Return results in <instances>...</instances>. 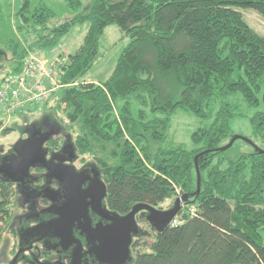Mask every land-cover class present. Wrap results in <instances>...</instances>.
Here are the masks:
<instances>
[{"label": "trees", "instance_id": "trees-1", "mask_svg": "<svg viewBox=\"0 0 264 264\" xmlns=\"http://www.w3.org/2000/svg\"><path fill=\"white\" fill-rule=\"evenodd\" d=\"M20 1L17 29L27 27L30 51L54 49L73 26L88 24L82 44L68 55L59 78L65 86L54 94V105L45 102L35 112L56 105L45 119L53 130L75 127L77 155L104 154L93 164L106 184L108 209L124 215L136 203L159 208L194 193V157L212 150L198 158L199 193L175 223L151 227L148 250L132 242L128 264H264V153L236 142L214 151L228 143L232 120L243 117L231 101L236 95L248 108L247 138L264 150V37L242 14L253 10L264 20V0H90L84 9L80 0H64L74 15L53 28L48 8L30 13V0ZM112 25L129 41L107 80L86 82L100 37ZM18 46H9L7 73L20 70L25 49ZM177 109L203 122L190 135V149L166 141ZM49 143L59 146V136ZM12 194V184L0 178L3 223Z\"/></svg>", "mask_w": 264, "mask_h": 264}, {"label": "rangeland", "instance_id": "rangeland-1", "mask_svg": "<svg viewBox=\"0 0 264 264\" xmlns=\"http://www.w3.org/2000/svg\"><path fill=\"white\" fill-rule=\"evenodd\" d=\"M80 2L81 9H84L85 6L89 4L90 0H80ZM40 5L48 8L53 14V18H51L47 24L49 28H53L59 23L70 19L74 15V12L67 7L64 0H30V13ZM20 6V0H0V78L10 70L12 55L10 53L9 46L11 45V42L19 43L18 50L21 51L23 47L29 49L28 43H31L33 41L31 38L32 36L25 33L27 27H24L21 30L17 29V23L19 19L17 13L20 9ZM242 14L248 25L257 34L264 37V20L260 17V15L255 11L249 9L243 10ZM87 27V23L77 24L73 26L70 31L64 37H62L58 45L54 48V54L51 53L50 50H45L41 52V54L48 57L65 58L63 63L67 64L68 53L73 54L80 47L83 41V37L87 31ZM29 29H31V26L29 27ZM128 41L129 39L125 35H123V33H121V31L115 25L106 27L99 40L98 58L90 67L83 80H85L86 82L95 81L96 83H101L107 80L115 66L117 58L119 57L124 47L127 45ZM33 54L38 55L36 52H33ZM58 54L60 55L58 56ZM54 94L51 95L50 99L46 101V103L49 102L48 106L54 105ZM231 101L237 106V112H239L243 116L232 120L231 134L250 137L252 131L251 126L249 125L248 120L244 118L248 116L247 106L241 100V96L238 95L234 96L233 100ZM55 106L50 110H46L45 107L41 110H38L37 112H35V110H31V113L28 112L26 114V118H21L20 116L23 114H20L11 116L10 119L4 121L1 120L0 154L4 155L11 151L14 143L19 139L25 138L26 134L40 132V130L43 132L48 130L55 133L53 134V138H57L59 136L60 145L64 144V147L71 148L75 156H77V160L75 162V165L77 167L84 163L96 164L95 157H104V154L101 153H86L84 156L77 155L78 153L74 148V139L76 137L75 127L71 129L72 131L70 129H63L64 131H61V129L58 127L57 130H53L50 120L48 121L45 119V117L47 118L48 114H50L49 112H51L55 108ZM133 108H136L135 103L133 104ZM58 111L59 112H56V115L62 121L60 122L62 124H66L67 121L63 117L64 113L62 112V110ZM202 125L203 122L200 119L196 118L186 111H183L182 109H177L171 117L166 141L179 143L190 149L193 147V144L190 140V135L195 129L199 128ZM235 142L244 150L249 149V145L244 141L236 140ZM107 148L109 149L110 147L107 146ZM12 188L13 194L7 204L9 217L4 223L1 222L3 219L1 220L0 217V264H9L17 251L18 233H15L14 229L12 230V228H17L20 226L18 231H21L22 229H25L28 226H32L33 224L37 223V218H35L34 215L30 214V210H28L30 200L28 198V192L26 191V189L16 183H12ZM175 198L177 197L166 200L159 207V209L166 210L170 208L173 205ZM24 203H27V205ZM183 207H185V204H183ZM192 210L193 208L191 207L188 210L189 213ZM4 217H6V215H4ZM137 223L143 233H141L139 237L133 238V242H135V240H139L138 242L142 243V246H140L139 249L142 251L148 250V245L152 242L153 235L151 227L146 221L144 222L137 220ZM260 235L261 243L264 244V231H260ZM34 253L36 254V250H34ZM132 253H135V249L132 250ZM20 264L27 263L20 262Z\"/></svg>", "mask_w": 264, "mask_h": 264}, {"label": "water", "instance_id": "water-1", "mask_svg": "<svg viewBox=\"0 0 264 264\" xmlns=\"http://www.w3.org/2000/svg\"><path fill=\"white\" fill-rule=\"evenodd\" d=\"M51 137L52 133L50 132H35L16 141L12 146L11 153L0 158V177L7 182L23 185L31 179V169L39 168L48 172L57 181L62 182L66 200L64 206L59 209V217L38 227L47 228L49 238L58 239L62 246L73 247L69 262L64 264H83V258L87 255L97 264H128L131 261L133 238L139 237L143 232L138 226L137 216L143 217L150 227L157 230L169 225L179 214L183 204H186L190 197L199 193L201 177L198 169V158L212 151L206 150L194 157L195 192L178 196L173 205L166 210L146 203H136L124 215L113 212L103 204L107 194L106 184L99 175H94V186H90L87 192L94 199L95 205L92 206V210L100 216L101 221L92 226L86 215V204L81 206L79 200L74 198V193L77 190L72 184V176H79L86 170L77 171L72 164L65 165L56 161L57 156L55 155L47 158V150L43 145ZM236 140L244 141L255 152L264 153V150L256 146L249 138L241 135H232L226 145L218 147L214 151H225ZM52 192L55 193L56 191ZM79 219H82L80 229L81 233L85 235L86 251H83L82 243L73 234L74 222ZM21 252L22 250H19L9 264H16Z\"/></svg>", "mask_w": 264, "mask_h": 264}, {"label": "flooded vegetation", "instance_id": "flooded-vegetation-1", "mask_svg": "<svg viewBox=\"0 0 264 264\" xmlns=\"http://www.w3.org/2000/svg\"><path fill=\"white\" fill-rule=\"evenodd\" d=\"M49 132L52 133L51 139H53V134L55 133L48 130L45 131V133ZM31 134H26L25 136L28 137ZM51 139L46 141L43 145L44 148L47 150V158H50L52 155H55L57 156L56 161H60L65 165L72 164L77 171L86 170L83 172V174L79 176H72V184L77 190V192L74 193V198H77L79 200L81 206L86 204V215L90 219L91 225L95 226L98 222L101 221V219L100 216L92 210V206L95 205L94 199L91 198L92 196L90 197L91 194L88 195L89 193L87 192V189L94 184V175H99L100 179L102 180L100 171L94 164L91 163H84L77 167L75 165L77 156H75L71 148L64 147V144L57 147L50 146L49 141ZM10 153L11 151L4 154L1 158L6 155H9ZM30 173L32 176L31 179L27 180L26 184L19 185L25 188L28 192L27 194L30 200L28 210H30V214L34 215L35 218H37V223L33 224L32 226H28L27 228L22 229L21 231H18L20 226L17 228H12V230L14 229L15 233H18L16 254L19 250H22L17 259L16 264H20V262H25L27 264L68 263L71 257L73 247L62 246L58 239L49 238V232L47 228L38 227L39 225H44L45 223L50 222L52 219H56L57 217H59V209L64 206L66 200L63 189L64 186L62 182L57 181L52 175H50L43 169H31ZM52 191L56 192L53 193ZM24 204L27 205V203ZM81 224L82 219H79L74 222L73 234L82 243L83 251H86L87 247L85 243V235L81 233ZM36 226L38 228L32 229ZM34 250H36V254L34 253ZM83 259V264H97L96 262H93L88 255L84 256Z\"/></svg>", "mask_w": 264, "mask_h": 264}, {"label": "built area", "instance_id": "built-area-1", "mask_svg": "<svg viewBox=\"0 0 264 264\" xmlns=\"http://www.w3.org/2000/svg\"><path fill=\"white\" fill-rule=\"evenodd\" d=\"M24 49L20 70L0 78V122L35 110L65 86L59 81L65 58L43 57Z\"/></svg>", "mask_w": 264, "mask_h": 264}, {"label": "crops", "instance_id": "crops-1", "mask_svg": "<svg viewBox=\"0 0 264 264\" xmlns=\"http://www.w3.org/2000/svg\"><path fill=\"white\" fill-rule=\"evenodd\" d=\"M51 51V53H53L54 54V51H55V49H53V50H50ZM41 52H43V51H38L37 52V54L39 55V56H43L42 54H41ZM45 54V53H44ZM70 53H68V55H69ZM60 54H58V56H59ZM43 57H45V56H43ZM46 57H48V56H46ZM50 58H52V57H50ZM90 82V81H89ZM92 82H94V83H96L95 81H92Z\"/></svg>", "mask_w": 264, "mask_h": 264}]
</instances>
